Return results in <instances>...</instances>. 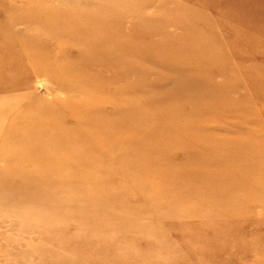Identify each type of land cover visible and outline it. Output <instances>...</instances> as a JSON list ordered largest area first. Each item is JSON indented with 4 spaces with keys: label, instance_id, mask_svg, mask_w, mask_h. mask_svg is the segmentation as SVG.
Instances as JSON below:
<instances>
[{
    "label": "rangeland",
    "instance_id": "rangeland-1",
    "mask_svg": "<svg viewBox=\"0 0 264 264\" xmlns=\"http://www.w3.org/2000/svg\"><path fill=\"white\" fill-rule=\"evenodd\" d=\"M0 264H264V0H0Z\"/></svg>",
    "mask_w": 264,
    "mask_h": 264
}]
</instances>
